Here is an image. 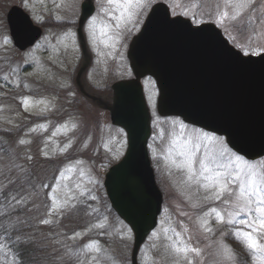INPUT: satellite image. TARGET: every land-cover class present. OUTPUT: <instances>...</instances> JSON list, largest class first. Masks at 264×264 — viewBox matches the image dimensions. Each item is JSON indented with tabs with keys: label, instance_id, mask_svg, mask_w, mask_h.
Here are the masks:
<instances>
[{
	"label": "rangeland",
	"instance_id": "rangeland-1",
	"mask_svg": "<svg viewBox=\"0 0 264 264\" xmlns=\"http://www.w3.org/2000/svg\"><path fill=\"white\" fill-rule=\"evenodd\" d=\"M80 1L43 0L42 3L41 0H0V132L7 134L9 130L21 129L16 142L11 144L8 140L6 144H0L7 149L5 152L0 151V156L6 155L0 157V171L6 173L7 168L12 167L11 175L27 177L24 181L26 191L21 194L28 196L25 205L27 211L29 210L28 214L34 216L32 209L38 210L39 204L44 203V200L40 199L45 191L42 181L49 172L45 168V160L62 156L66 152L72 155V146L75 143L71 144V142L78 141L76 142L78 150L75 151V154L78 153L77 160L69 163L60 174L50 193L49 208L45 214L41 212L38 214L35 211L38 218L47 219L51 223L55 222V227L42 223L44 227L40 228L38 239L46 245L43 248L46 258L53 248L59 249V253L67 252L64 264H76L77 256L84 259L81 255L82 251L87 253L89 259L92 256L99 257V264H128L126 258L129 256L131 238L125 230L120 229L118 224L112 222L109 215L102 213L104 206L98 200L107 167L118 161L124 153V137L121 132L111 130L106 120L98 119L99 116L101 117L100 110H96L78 95L74 81L77 73L75 69L77 70L81 60L75 23ZM160 1L153 0V2ZM165 1L174 12L179 14L181 10L172 7L173 0ZM182 2L187 3L188 0H182ZM203 2L206 5L204 14L198 13L197 20H216L215 15L207 14L209 11H214L216 0H203ZM258 4L261 5L260 0H256L254 5L258 7ZM57 5L60 6L57 7ZM12 6L21 7L29 12L34 23L44 28L43 39L31 53L19 54L11 49L6 15ZM98 6L105 20L96 19L95 24L98 23L95 28V37L92 36L89 25L86 28L88 38L90 40L96 38L102 51L97 52V64L94 66L91 80L98 88L106 86L108 88L109 72L113 63L116 64L113 77L116 75L117 79H121L129 73L126 60L128 40L126 42V39H131L138 31L140 27L138 24L140 21L142 23L143 19L140 20L141 17H139V23L135 26L122 24L118 29L115 26L116 21L112 19L113 13L109 11L106 14L105 10L111 8L106 0H98ZM114 14L119 15L118 12ZM188 17L190 18L191 15ZM53 21L59 26L54 25ZM64 21L66 23L70 21L71 24H66ZM221 26L228 30L232 37H236L233 41L239 47L255 48V44L245 43V37L233 30L228 22ZM101 29H104L107 35H102ZM69 32L73 35L68 36ZM117 33H119L118 39L108 38L115 37ZM256 39L264 42V36L256 37ZM147 88L150 101L154 103L153 84H147ZM23 91L30 93L27 98L17 100L15 95ZM70 93H73L75 97H71ZM76 97L82 99V101L79 100L78 105L74 102ZM25 100L28 102L27 110L22 103ZM78 110L81 114L76 115ZM45 115L58 117V120L49 119V123L32 120L33 116ZM92 122L93 125H91ZM165 128L170 130L166 131ZM175 130L172 127H166L160 121L154 124L152 154L161 172L160 180L172 194L168 196L162 224L152 238L155 244L152 249L146 251L142 260L144 264H168V260L164 258L165 246L177 238L176 233H180L183 240L189 241L190 246L201 249V256L197 258L199 264H214L212 253L216 249L217 240L220 239V229L229 233L224 236V242L229 246L231 244L235 246L238 242L231 237L235 227L223 228L218 227V224L212 227L215 218L205 217L204 213L211 207L219 208L222 205L218 202L205 201L203 190L196 196L189 190L199 191L196 185L186 183L184 175L171 163L172 160L179 162L181 159L175 150L171 157L166 158L173 139L184 135ZM13 131L9 132L15 134ZM32 139L36 145L32 143ZM68 139L70 141L66 142ZM21 140L25 143L21 144ZM20 168L25 171L20 172ZM0 178L3 179L1 183L8 185L3 176ZM8 188L12 189L10 195H15L19 190L13 185H8ZM29 193H31L30 196ZM87 199L100 203L80 210L75 208L78 204H84ZM202 218L207 219L208 225L210 223L208 227H211L213 232H206L201 228ZM79 220L84 222L77 224ZM67 226L74 231V235L75 233L81 235L75 239L66 237L68 236L65 231ZM99 228L107 230L112 238L100 240L99 234H95ZM213 235L215 238H212ZM54 241L59 243H53ZM89 244L99 247L100 251H89L86 247ZM237 257L238 261L243 260L247 264H253L250 254L248 257L237 254ZM44 264H47V260Z\"/></svg>",
	"mask_w": 264,
	"mask_h": 264
},
{
	"label": "snow or ice",
	"instance_id": "snow-or-ice-1",
	"mask_svg": "<svg viewBox=\"0 0 264 264\" xmlns=\"http://www.w3.org/2000/svg\"><path fill=\"white\" fill-rule=\"evenodd\" d=\"M41 2L43 3V0ZM255 2L256 0H216L214 11H209L207 14L215 15V23L218 25L228 22L233 30L245 37V43L255 44L251 54L259 55L261 51H264V42L256 39V37L264 36V10H261L264 8V0L256 8L253 7ZM106 3L111 6L110 9L105 10L106 14L109 11L113 13L112 19L116 21L115 26L119 29L122 24L135 26L139 23V17L149 8L153 0H106ZM172 7L181 10L179 15L184 17L191 15L195 19L198 13L204 14L206 5L203 0H188L187 3L182 0H173ZM115 12L119 15H115ZM95 21V17L89 21L93 37H95ZM101 34L107 35L104 29H101ZM67 35L72 36L73 34L69 32ZM108 38L118 39L119 33L115 37L109 36ZM232 39L235 40L236 37ZM244 55H249V53L245 51ZM22 103L25 104V110H27L28 102L25 100ZM180 129L181 133H184L187 125L180 123ZM20 143L24 144L25 141L21 140ZM174 150L181 159L179 162L172 160L171 163L184 175L185 182L189 185H196L198 190H203L205 201L218 202L222 205L219 208L211 207L204 213V216L214 217L219 225L234 226L235 231L231 232V237L250 254L253 264H264V160L250 162L242 155L231 151L222 137H215L200 130H194L187 135L173 139L166 158L171 157ZM19 171L24 172L25 170L20 168ZM12 172L13 168L8 167L6 173L0 171V176L7 180L8 185L19 189L15 195H11V201H15L16 205H25L28 196L21 193L26 191L24 181L27 177L13 176ZM8 185H0V191H3L5 199H8L12 191ZM28 195L30 196L31 193ZM20 211H23V208L18 211L13 207L17 219L12 228L15 232L14 244L17 248V255L23 260L25 250L43 249L46 245L32 233L23 231L21 226L25 225L26 221L20 218ZM41 223L48 225L51 221L44 219ZM200 226L206 232L214 231L208 227L207 219L202 218ZM228 234L224 230L220 231V239L217 240L213 253L214 264H247L246 261H238L237 253L224 242L223 238ZM80 235V233H75L70 239H75ZM176 237L165 246L164 258L168 260V264H199L197 258L201 256V249L190 246L189 241L183 240L180 233H176ZM53 243H59V241ZM86 247L89 251H100V248L94 244ZM58 253L59 249L53 248L46 258L47 264H64L67 252L57 255ZM81 255L84 259L77 256L76 264H99V257L92 256L89 259L87 253L83 251ZM12 264H15V260Z\"/></svg>",
	"mask_w": 264,
	"mask_h": 264
},
{
	"label": "water",
	"instance_id": "water-1",
	"mask_svg": "<svg viewBox=\"0 0 264 264\" xmlns=\"http://www.w3.org/2000/svg\"><path fill=\"white\" fill-rule=\"evenodd\" d=\"M158 14L166 15L163 11L161 13L160 8L154 10L139 38L167 50L168 56L177 60V64L164 62L157 72L143 66L135 70L138 78L150 73L158 80L162 89L166 87L160 100V109L164 110V105H168V111L172 113L181 111L176 103L175 92L180 87L177 84L181 74L178 64L182 62L189 70H193L188 76L195 83L190 108L196 114L189 115L188 121L225 135L230 145L248 158L264 155V56L242 59L238 53L223 44L219 35L207 37L197 31L202 28L182 31L181 27L184 26L181 22L174 21L171 24ZM9 22L12 23L11 20ZM198 69L200 76L196 80ZM136 89L130 84L121 88V96H124L125 91V97L120 107L130 118L127 124L120 116L116 119L129 132V155L134 156L144 151L148 137V120L139 115L144 107ZM222 92L226 93L217 100ZM217 101H221V104L215 115L221 119L209 117L210 109ZM243 120H250V124ZM119 181V174L114 172L107 183L114 190V205H119L120 201ZM144 192L145 194L141 192L138 195L136 193L135 197L131 196L136 206L132 209L133 217L125 210L121 213L134 229L138 242L155 226L160 208V200L153 197L151 189Z\"/></svg>",
	"mask_w": 264,
	"mask_h": 264
},
{
	"label": "trees",
	"instance_id": "trees-1",
	"mask_svg": "<svg viewBox=\"0 0 264 264\" xmlns=\"http://www.w3.org/2000/svg\"><path fill=\"white\" fill-rule=\"evenodd\" d=\"M2 228H9V223L6 221H3L0 225ZM15 240V234L11 235L10 242H14ZM13 248L15 249L17 253L16 245H13ZM42 249L40 248H34V249H27L23 253V260H21V264H43V255H42Z\"/></svg>",
	"mask_w": 264,
	"mask_h": 264
}]
</instances>
